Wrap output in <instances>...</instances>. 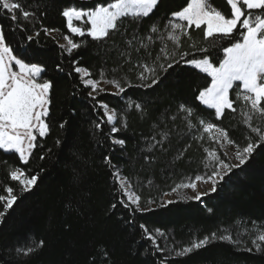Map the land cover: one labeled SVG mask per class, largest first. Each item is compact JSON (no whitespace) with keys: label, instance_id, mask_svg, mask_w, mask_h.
I'll return each mask as SVG.
<instances>
[{"label":"trees","instance_id":"obj_1","mask_svg":"<svg viewBox=\"0 0 264 264\" xmlns=\"http://www.w3.org/2000/svg\"><path fill=\"white\" fill-rule=\"evenodd\" d=\"M32 2L27 0L25 7ZM39 2L38 19L31 24L25 23L23 30L14 29L13 22L6 18L7 13L0 15V26L4 28L6 42L13 47L14 54L20 52L23 58L26 53V62L42 64L45 69L42 78L53 84L48 118L50 132L44 138L37 137L38 147L28 164H23L18 154L0 150V195H6L5 188L11 186L19 197L0 222V264H90L93 257L96 264H264V252H256L251 243L254 234L240 237V245L216 241L192 254L175 255V251L190 246L193 240L203 238L221 226L230 227L235 239L236 233L244 227L235 223L237 218L249 221V228L251 221L264 222V145L246 165L225 178L217 193L204 197L203 202L182 200L178 196L173 200L175 203L160 206L165 193H172L171 189L178 183L208 171L204 167L205 149H216L222 158L230 161L228 155L223 156L226 149L220 148L207 134L202 139L194 138L200 133L195 129L188 132L183 114L175 120L168 118L159 124V128H154L160 114L171 117L176 114L177 106L185 103L194 107L206 121L224 128L235 141L233 147H243L248 136L255 139L256 135L242 123V102L234 105L235 113L225 110L224 116L216 120L214 109L195 99L206 82L210 83V78L194 67L182 64L170 69L166 79L153 89L133 87L120 96L102 93L98 99L109 104L120 117L116 126L121 127V120L127 122L126 130L111 134L108 124L102 125L101 130L94 127L100 122L103 110L88 97L90 88L82 84L80 73L74 71L75 67L87 68L92 74L87 78L97 79L102 68L108 70L120 65L123 58H118L119 51L126 48V38H131L135 32L148 33L154 22L163 30L170 14L181 10L187 0H161L149 17L139 22L125 18L117 31L99 42L87 35L72 34L61 14L64 7L86 9L93 7L97 0ZM211 2L224 13L230 12L226 0ZM16 15L19 17V12ZM43 28L54 29L51 33H56L58 38L68 36L82 46L69 54L60 47L59 39L45 34ZM189 31L194 40L203 42L202 32ZM35 32L40 35L28 41L27 36ZM190 44L191 41L183 39L181 50L193 51ZM160 46L157 42L151 49L153 57ZM223 46H228L227 42ZM216 54L222 58V52L217 50ZM141 57L147 60L143 50L139 54L133 51L131 62L123 64L116 75H126L133 84H139L138 69L134 65ZM73 60L77 64L73 65ZM106 75L112 78L110 71H106ZM234 95V92L230 93L231 98ZM129 98L145 104L148 112L143 118L138 110L127 108ZM261 119H254L253 126L261 124ZM61 123L65 124L63 128ZM161 130L171 133L163 145L166 151L157 145L148 152L151 137ZM109 135L125 139V146L113 145ZM156 139H160L159 135ZM181 152L183 156L176 159ZM41 155L45 158L40 159ZM105 156L111 157L122 176L131 182L132 190L141 196V208L150 211L136 210V206L118 191L119 185L112 176L114 169L105 164ZM145 156L154 159L148 162ZM13 167L22 168L29 175L39 173L37 185L21 193L19 183L9 178ZM122 201L130 206L125 207ZM208 207L214 209L213 213L207 212ZM3 210L0 202V211ZM141 224L149 232L159 229L165 233V237L157 239L160 247L165 249L163 252H154L151 241L144 239ZM41 239L45 245L36 253L28 257L17 255L18 247ZM248 248L253 251H247ZM102 250L108 252L107 258L102 256Z\"/></svg>","mask_w":264,"mask_h":264},{"label":"snow or ice","instance_id":"obj_2","mask_svg":"<svg viewBox=\"0 0 264 264\" xmlns=\"http://www.w3.org/2000/svg\"><path fill=\"white\" fill-rule=\"evenodd\" d=\"M27 0H0V15L7 13V19L11 20L14 29H24L25 23L31 24L37 17L40 8L39 0H33L28 7H25ZM161 0H97L93 7L83 8L77 6H67L62 9V16L66 18L67 27L70 32L79 37L89 36L93 41H104L110 34L117 31L119 25L125 18H131L139 22L144 17H149L157 8ZM230 6V12L224 13L223 10L215 7L211 0H187L181 10L170 14L169 19L161 30L157 23L149 27L148 33L140 35L138 32L132 34L131 38L125 39L126 48L119 51L118 58H123L122 63L111 69H101L99 78H85L92 74L87 68L75 67V73L82 74L80 79L82 84L90 88L88 97L95 102L99 109L103 110V116L99 123H95L97 130L102 129V125H110L111 134H120L127 129L126 120H121V127L116 126V121L120 119L115 109L110 108L109 104L99 100L98 97L106 92L102 84H111L116 89L112 95L120 96L125 94L128 89L139 87L153 89L159 86L166 79L169 70L174 66L187 64L200 73L206 74L210 78V83L199 90L195 97L202 105L209 109H214L216 120L224 116L225 110L237 111L235 104L242 102L241 115L242 123L246 125L256 138L248 136L245 146L236 145L233 163L221 157L216 149H205L204 167L208 170L204 174H197L189 177L186 182L178 183L171 189V192L179 195L182 189H191L194 195L179 196L182 200H194L203 202V198L218 192V186L222 184L235 169H240L246 165L257 149L264 145V0H226ZM31 9V10H28ZM19 12V17L16 13ZM42 15V13H41ZM74 21L81 26L74 25ZM90 25V26H87ZM203 33V42L193 39L191 31ZM45 34L55 31L54 29L43 28ZM40 35L35 32L27 36L28 41H33ZM191 41L190 48L193 51L182 49V40ZM64 39L66 45H60L69 54L79 49L82 45L74 42L68 36ZM159 42V51L153 57L151 49ZM227 42L228 46H223ZM144 51V57L134 65L138 69L137 79L139 84H133L126 75L118 77L116 74L123 67V64L131 62L132 52L137 54ZM222 52V58L216 52ZM111 51V49H108ZM192 57V58H187ZM26 53L21 57L20 52L14 54V49L6 42V35L3 26H0V150L4 152H14L18 154L19 160L27 165L34 149L38 147L37 137L44 138L50 132L49 106L51 104L50 92L53 84L50 80L42 78L45 69L40 63L26 62ZM73 65L77 61H71ZM60 69V65H57ZM62 71V69H60ZM106 71L112 73V78H107ZM71 74V73H69ZM235 93L234 98L230 93ZM128 109L138 110L143 118L148 109L144 103H140L129 98ZM95 110V109H94ZM183 114L182 119L190 133L193 129L199 132L196 139H202L204 134L220 148L226 145H233V141L228 132L216 123L206 121L200 116L196 109L185 103L177 106L176 114L166 117L165 113L159 116V123L153 124L154 128H159V124L165 123L166 119L175 120L177 116ZM106 118V119H105ZM254 119H261V124L253 126ZM195 121V122H194ZM66 123V122H65ZM64 123L60 124L63 128ZM159 135L160 139H156ZM171 133L161 130L151 137L147 151L151 152L157 145L162 151H166L163 145L169 140ZM113 145L121 148L125 146V139L116 138L109 135ZM60 141L57 140V144ZM181 152L176 159L183 156ZM228 153H223L227 157ZM45 157L41 155L40 159ZM144 159L151 162L154 157L145 156ZM104 162L109 168L114 169L112 176L118 183V191L127 197L131 205L136 206L138 211H150L151 209L141 208V196L132 190L131 182L127 177L122 176L121 169L112 163L110 156L104 157ZM11 181H16L20 185V192H28L37 185L39 173L27 174L19 167H13L9 171ZM151 181H149V184ZM200 184H210L207 190H200ZM6 195H0L3 211H0V222L18 200V195L14 193L11 186L5 188ZM168 195V193H165ZM176 201L166 200L161 207H166ZM125 207L129 203L123 202ZM148 203L154 204L155 201ZM115 207V205H113ZM208 213H213L214 209L208 207ZM237 225H243V231L236 233L233 238L230 227H218L208 235L193 240L190 246H185L179 251H175L178 257L192 254L209 246L212 242H228L234 246L240 245L245 234H254L251 243L256 252H264V222L251 221V228L248 227L249 221L237 218ZM140 228L144 232V239L151 241L155 251L163 252L157 243L158 237H165V233L159 229L149 232L145 225ZM45 245L44 240L31 241L16 249V253L21 257H28L36 253ZM247 251L252 252V248ZM102 256L107 258L108 252L102 250ZM90 264H96L93 257ZM163 264V262H162Z\"/></svg>","mask_w":264,"mask_h":264},{"label":"rangeland","instance_id":"obj_3","mask_svg":"<svg viewBox=\"0 0 264 264\" xmlns=\"http://www.w3.org/2000/svg\"><path fill=\"white\" fill-rule=\"evenodd\" d=\"M74 25L81 26L80 23L79 22H76V21H74ZM87 26H90V25H87ZM50 34H52L53 36H55L57 38L59 37V36H57L56 33H51L50 32ZM58 39H59L58 40L59 45H66L67 44V41L64 38H62V39L58 38ZM80 75H82V74H80ZM85 78H87V77H85ZM102 86L106 89V92L113 93V92L116 91V89L114 88V86H110L108 84H102ZM225 149H226V151L228 153V156L230 158V161L233 162V163H236L237 161L234 158V152H235L236 148L233 147L232 145H226L225 146ZM210 187H211L210 184H200L199 185L200 190H207ZM183 195L191 196V195H194V193L192 192L191 189H182L180 191L179 195L174 194V193H170V194L166 195L164 197V201H166V200H175L178 196H183Z\"/></svg>","mask_w":264,"mask_h":264}]
</instances>
